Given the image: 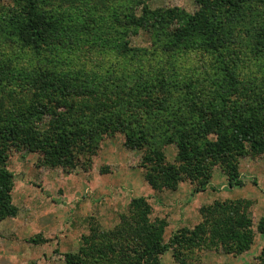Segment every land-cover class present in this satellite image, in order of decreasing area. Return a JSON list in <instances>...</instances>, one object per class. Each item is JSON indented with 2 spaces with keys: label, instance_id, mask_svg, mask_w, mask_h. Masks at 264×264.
<instances>
[{
  "label": "trees",
  "instance_id": "obj_1",
  "mask_svg": "<svg viewBox=\"0 0 264 264\" xmlns=\"http://www.w3.org/2000/svg\"><path fill=\"white\" fill-rule=\"evenodd\" d=\"M150 1L0 0L9 3L0 8V40L31 55L30 67L0 65V223L18 211L7 168L13 148L71 172L88 168L104 138L120 133L127 149L143 152L155 191L189 181L203 192L217 167L229 188L244 186L241 158L264 154V0H194L193 13ZM139 32L152 48L132 46ZM196 53L209 67L187 66ZM104 54L121 60L83 63ZM74 56L80 70L60 68ZM244 65L260 75L243 76ZM167 146L177 149L174 163ZM247 209L248 202H215L201 209L199 225L166 244V219L153 220L148 200L134 198L114 229L94 223L65 263L164 264L169 248L182 264L197 249L242 254L255 239ZM258 231L264 234V217Z\"/></svg>",
  "mask_w": 264,
  "mask_h": 264
},
{
  "label": "rangeland",
  "instance_id": "obj_2",
  "mask_svg": "<svg viewBox=\"0 0 264 264\" xmlns=\"http://www.w3.org/2000/svg\"><path fill=\"white\" fill-rule=\"evenodd\" d=\"M9 3H0V8ZM152 8L179 7L188 12L196 11L194 0H152ZM134 48H152L148 33L139 32L131 37ZM29 53L19 45L0 40V65L26 68ZM202 56V57H201ZM107 58L118 65V56L94 55L86 58L88 64H103ZM162 57L158 56L155 62ZM60 68L80 70L81 61L76 57ZM162 60L165 62L166 57ZM208 61L206 55L191 54L187 66L200 68ZM11 63V64H12ZM69 64V65H68ZM12 67L15 69V67ZM206 67H209L205 63ZM248 76L256 74L253 65L243 66ZM190 73L189 69L182 71ZM191 74V73H190ZM194 74V73H192ZM197 74V73H195ZM167 160L175 162V146L165 148ZM143 152L125 147V135L106 136L97 154L91 158L88 168L79 166L67 172L63 168L41 165L40 155L27 149L13 148L9 152L7 168L13 174L12 203L17 215L0 223V264H66L65 254L75 253L84 235L91 227L99 225L112 230L120 223L134 198L144 197L153 207L152 219H166L168 226L164 241L170 244L172 237L184 228L193 230L203 218L201 209L215 202H248L247 212L255 232L254 244L245 253L228 254L222 249H197L188 258L190 264H262L260 256L264 249V234L258 231L264 217V154L241 158L239 172L243 187L229 188L227 176L217 167L210 186L203 192L196 191V183H180L176 191H155L145 180L142 167ZM86 166V165H85ZM87 168V169H86ZM245 206V205H244ZM164 264H182L174 256L173 248L163 255Z\"/></svg>",
  "mask_w": 264,
  "mask_h": 264
}]
</instances>
